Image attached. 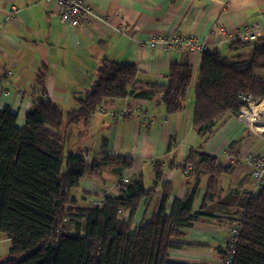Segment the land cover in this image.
Returning <instances> with one entry per match:
<instances>
[{"label":"crops","instance_id":"crops-1","mask_svg":"<svg viewBox=\"0 0 264 264\" xmlns=\"http://www.w3.org/2000/svg\"><path fill=\"white\" fill-rule=\"evenodd\" d=\"M84 2L93 14L80 28H72L60 22L55 4L0 0V110L8 106L17 115L16 125L22 127L33 104L32 94L40 91L34 82L40 70L45 71V96L65 115L79 109V100L95 83V70L103 60L132 64L141 85L153 83L160 87L167 85L165 74L170 65H189L192 79L180 111L167 114L157 97L153 101L128 97L106 103L87 121L67 128L64 143L69 151L81 153L87 162L99 158L102 150H106L107 156L132 160V169L121 175L131 181L142 179L147 190L155 179V164L160 165L162 183L171 186L166 214L175 200H184L192 191L194 177L189 175L190 171L181 170L189 151L200 148L202 153L214 157L217 166L228 168L229 172L199 177L192 208L197 219L192 227L181 231L184 236L178 241L187 244L183 253L175 251L170 259L203 264L197 258L208 256L203 260L206 264H222L220 254L228 242L229 220L233 214H241L251 190L250 170L243 160L231 163L224 153L264 155V143L236 118L226 117L214 136L203 144L192 128L193 88L202 55L167 52L161 47L152 50L145 45L150 39L168 33L192 35L204 40L209 46L208 53L248 60L250 49L230 51L231 44L227 45L225 36L256 27L255 38L263 39L264 0H174L173 4L170 0ZM222 26L227 34L221 33ZM124 110L140 113L112 117ZM118 179L107 170L99 179L86 178L78 189L79 196L72 199L78 201L79 207H95L99 192ZM162 198L158 189L152 199L142 201L133 225L149 221ZM8 250L7 237L0 235V260Z\"/></svg>","mask_w":264,"mask_h":264},{"label":"trees","instance_id":"trees-1","mask_svg":"<svg viewBox=\"0 0 264 264\" xmlns=\"http://www.w3.org/2000/svg\"><path fill=\"white\" fill-rule=\"evenodd\" d=\"M228 48H249L251 55L244 60L219 52L202 54L193 88L192 128L203 144L224 118L237 117L243 96L264 100V38L233 40ZM95 75V83L79 100V109L69 114L45 96L44 70L36 73L34 82L40 91L32 94L33 104L22 127L16 125L17 115L8 106L0 110V235L9 241L8 254L0 264H180L172 263L169 252L187 245L178 240L184 236L181 231L197 219L192 208L199 177L229 172L200 148L190 150L181 170L193 166L189 173L193 188L184 200L173 202L169 214L171 186L162 183L157 164L151 189H145L140 178L129 179L117 195L106 198L104 206L79 207L71 192L84 179H99L105 170L121 178L133 162L107 156L106 150L89 162L81 153L65 152L67 128L87 121L102 105L128 97L146 101L157 97L167 114L176 113L187 97L192 69L186 64L170 65L165 87L141 85L134 65L109 60L100 63ZM158 189L163 193L158 210L134 227L140 203L152 199ZM232 216L229 226L239 223L241 230L231 264H264V186L256 197L247 199L240 215ZM67 218L83 225L75 226L77 234L63 229ZM230 255L228 248L220 254L223 264Z\"/></svg>","mask_w":264,"mask_h":264},{"label":"built area","instance_id":"built-area-1","mask_svg":"<svg viewBox=\"0 0 264 264\" xmlns=\"http://www.w3.org/2000/svg\"><path fill=\"white\" fill-rule=\"evenodd\" d=\"M44 4H55L59 10V18L62 24H66L72 28H80L82 24H85L89 21L90 17L93 14L92 8L84 2V0H39ZM12 13H14L12 11ZM227 30L222 26L221 33H226ZM257 28H246L242 32H238L235 36L229 34L230 37H226L225 42L227 45L233 40H239L241 42H248L250 40H255ZM180 35L168 33L163 36L154 37L148 41L146 46L150 48L161 47L166 51H181L184 48V51L188 53H196L202 55L204 53H208L209 46L204 42V40L198 36H183L178 37ZM224 37V36H220ZM243 106L240 108V111L236 117L239 121H245L247 117H250L248 114V110L252 105H256L258 101H254L251 96L246 95L241 98ZM138 114L139 110H124L118 114H112L114 119L118 117H127L130 114ZM259 114H261L259 112ZM249 122L253 125L259 122L260 120H253L252 117L248 118ZM237 120V121H238ZM238 121V122H239ZM262 123V121H260ZM240 123V122H239ZM248 131H250L253 135L254 132L250 130V125H246ZM261 141L264 143V139L257 135ZM224 157L231 163L238 161L240 159L243 160L246 167L250 170V178L252 183V188L250 190L251 197H256L258 192L264 186V155H258L254 152H248L244 156L240 154L231 155L229 152L224 153ZM193 169L192 165L187 166L186 171H191ZM129 183V179L127 177H121L117 181H115L111 187L103 188L99 194L97 195L95 207H102L105 205L106 198L110 196H115L118 194L119 190L125 187L126 184ZM240 225V224H239ZM240 226L231 228L229 230V238L227 242V248L229 249L228 256L224 262V264H231L232 256L236 252V246L238 243V237L240 234Z\"/></svg>","mask_w":264,"mask_h":264},{"label":"rangeland","instance_id":"rangeland-1","mask_svg":"<svg viewBox=\"0 0 264 264\" xmlns=\"http://www.w3.org/2000/svg\"><path fill=\"white\" fill-rule=\"evenodd\" d=\"M178 37H183V36H178ZM229 44H231V42L229 43ZM140 46H142V44H140ZM146 46V45H145ZM230 46V45H229ZM150 49H152V50H154V49H156V48H150ZM167 52H169V51H167ZM178 52H184V48H182L181 49V51H178ZM186 52V51H185ZM262 76V74H258V77H261ZM190 92H192V90H190ZM188 94V93H187ZM159 102H160V100H159ZM263 102V100L262 101H258L257 102V104L255 105H252L250 108H249V110H248V114L250 115V117H256L255 119L256 120H261L263 123H264V112L263 111H260V113L261 114H258V112L255 114L254 112H253V108L255 107L257 110H258V107H256V106H259L261 103ZM161 103V102H160ZM3 109V108H2ZM228 117H231V118H235L234 116H228ZM250 117H247L246 118V120L245 121H239L238 119V121L240 122V124L241 125H243L244 126V128L245 129H247V127H246V125H250V130H252L253 132H254V136H257V135H260L263 139H264V131H262V130H260L258 127V125H257V123L256 124H252V123H250L249 122V119L248 118H250ZM248 130V129H247ZM217 132V131H216ZM250 132V131H249ZM251 133V132H250ZM263 142V141H262ZM68 146L66 145L65 146V152H67V151H69L68 150V148H67ZM70 152V151H69ZM257 154V153H256ZM258 155H260V154H258ZM251 188H252V183H251ZM77 196H79V192H78V189H76V190H73L72 192H71V197L72 198H76ZM251 197V192H249V194H248V198H250ZM81 223H83L84 221L83 220H81L80 221ZM233 226H231V228H234V227H237V226H240V229H241V225H239V223H237V224H232ZM75 226H80V227H83V225H76L75 223H74V221H71L70 220V218H67L66 220H65V222H64V224H63V229H65V231H67L68 233H70V234H77V231H76V229H75ZM134 227H135V225H133ZM133 227V228H134ZM230 228V229H231ZM2 236H4V235H2ZM179 240H180V238H179ZM182 241H184L183 239H182ZM226 248H227V244H226ZM225 248V249H226ZM183 249V248H182ZM182 249H180V250H172V251H170L169 252V259H170V254H172V253H174L175 251H178L179 253H183V251H182ZM188 252H189V250H188ZM190 253V252H189ZM207 258H209L208 256H206V257H204V256H200L199 258H197V260L198 261H202L203 262V264H206L203 260L204 259H207ZM171 260V259H170ZM172 263H179V262H172ZM221 263L223 264V260H221ZM180 264H185V263H180ZM188 264V263H187ZM193 264H199V263H197L196 261H194V263Z\"/></svg>","mask_w":264,"mask_h":264},{"label":"bare ground","instance_id":"bare-ground-1","mask_svg":"<svg viewBox=\"0 0 264 264\" xmlns=\"http://www.w3.org/2000/svg\"><path fill=\"white\" fill-rule=\"evenodd\" d=\"M256 107H258V110H257L255 107L253 108V112H254L255 114H256L257 112H258V114H259L260 111H263V112H264V100H263V102H262L259 106H256ZM255 118H256V117H254V116L252 117L253 120H255ZM255 121H256V120H255ZM260 121H261V120H260ZM260 121L257 122V125L259 126L258 128H259L260 130L264 131V123H263V122L261 123Z\"/></svg>","mask_w":264,"mask_h":264}]
</instances>
